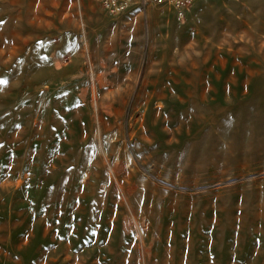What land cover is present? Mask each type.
<instances>
[{
    "label": "rangeland",
    "instance_id": "rangeland-1",
    "mask_svg": "<svg viewBox=\"0 0 264 264\" xmlns=\"http://www.w3.org/2000/svg\"><path fill=\"white\" fill-rule=\"evenodd\" d=\"M0 264H264V0H0Z\"/></svg>",
    "mask_w": 264,
    "mask_h": 264
},
{
    "label": "built area",
    "instance_id": "built-area-1",
    "mask_svg": "<svg viewBox=\"0 0 264 264\" xmlns=\"http://www.w3.org/2000/svg\"><path fill=\"white\" fill-rule=\"evenodd\" d=\"M101 7L111 15H119L124 13L129 9L134 3L135 0H95ZM144 5H150L155 7L167 6L170 7L177 20H182L187 9L196 1V0H138Z\"/></svg>",
    "mask_w": 264,
    "mask_h": 264
}]
</instances>
